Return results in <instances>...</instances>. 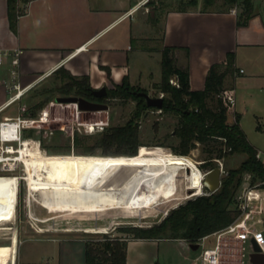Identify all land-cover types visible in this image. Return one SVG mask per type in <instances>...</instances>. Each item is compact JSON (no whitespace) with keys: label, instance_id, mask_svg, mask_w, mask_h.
<instances>
[{"label":"crops","instance_id":"obj_1","mask_svg":"<svg viewBox=\"0 0 264 264\" xmlns=\"http://www.w3.org/2000/svg\"><path fill=\"white\" fill-rule=\"evenodd\" d=\"M203 4L204 0L180 7L169 5L167 0H19L22 13L13 29L8 0H0V49L21 51L19 72L23 86L46 82L57 68L64 67L76 76H89L93 89L112 88L125 76L132 85L140 86L131 80L136 54L148 58L161 55L162 59V49L168 46L174 49L176 65L188 70L191 88L200 90L209 67L225 63L232 53L236 71L225 86L234 93L231 109L236 119L242 108L248 111L249 92L264 93V0H254L253 11L245 22L239 21L240 6L233 13L232 7L211 8L213 4L203 8ZM140 10L141 15H137ZM81 46L84 47L76 50ZM8 78L6 60L0 65V121L14 116L4 113L7 107L2 106L8 97ZM160 81H152L149 89ZM91 239L66 235L48 238L59 245L44 252L46 261L40 264H89L86 241ZM160 239L127 238V264H157L152 252L148 257L144 252L148 246L145 244H149L146 242L154 245ZM252 243L253 248H259ZM252 253L249 264H264V250ZM21 259L17 249L16 264H24ZM10 263L11 260L1 264Z\"/></svg>","mask_w":264,"mask_h":264},{"label":"rangeland","instance_id":"obj_2","mask_svg":"<svg viewBox=\"0 0 264 264\" xmlns=\"http://www.w3.org/2000/svg\"><path fill=\"white\" fill-rule=\"evenodd\" d=\"M158 1L160 2L161 0ZM167 1L169 5L176 7L190 6L186 3L188 0ZM198 1L200 3L202 0ZM208 7L209 6L203 4V8ZM211 8L225 9V6L222 4V0H217L214 7ZM141 13L142 10L137 12V15H141ZM160 59L161 55L148 58L145 54H136L134 61L136 65L134 69H131L132 83L140 84V87L144 88L151 96L161 95L157 84H154L155 86L149 89L152 81L161 79L162 65ZM63 81L64 80L59 77V74L53 75L51 78L47 79L46 82L32 87L21 100L16 101L3 112L16 115L21 104L29 107L33 103L43 101L46 97L45 95L39 94V92L44 87L60 86ZM240 93H238V99ZM69 95H75V93L71 92ZM60 96L65 95L59 90H55L49 94L48 98L50 100H45V104L41 108L48 109L49 120L42 123L33 132L30 130L27 133H32L34 135L33 140L38 141L40 147H42L47 156L128 158L139 154L180 155L174 153L171 148V145H177L179 143V139L173 134V129L178 124L179 119L178 116L172 113L161 112L159 109L149 108L142 110L138 116H134L137 111L136 100L132 98L109 97L104 101V103L108 105L106 110H82L77 115V110L79 109H77V105L74 103H58L56 97ZM248 98L249 102L246 104L248 106V111H245L244 108L239 111L241 113L239 124L250 143L258 151L260 160L264 162V93L259 90H254L248 93ZM209 104L215 107V100H210ZM41 109H38L35 115H38ZM130 118H133V121L138 124L139 128V139L142 145L138 148L137 154H102L99 148L95 150L93 154L83 152V145L93 143L95 137L98 136L101 131L93 133L85 132L84 127L79 124L80 121L104 120L109 122L107 126L109 127L124 125ZM234 121L233 110L229 109L228 122L232 123ZM76 136L80 137L81 140L78 146L74 142ZM216 145L217 143L212 141L209 147L216 149ZM206 146L208 145L204 143H196L189 153L184 155L197 162L202 172L206 170L202 164L209 155V152L205 150ZM213 153H215V151ZM245 157V153H237L221 159V165L216 161L217 165H220L223 169L221 177L228 169L237 166ZM23 167V164L19 163L15 171L16 174L23 175ZM0 174H9V172L0 170ZM244 179H250L249 174H245ZM19 184L18 200L14 213L7 216L5 220H0V264L10 262L15 236L18 237L17 249L19 259L22 258L21 260L24 264H40L41 261H46L44 252L55 247V245H59L58 243L49 241L48 238H58L64 235L72 239L90 237L96 240L99 238L103 239L104 235H108L107 237H130L132 235L123 233L119 228L126 226L146 227L158 224L172 209L178 207L188 199L196 195H201L203 192L205 193L207 191L206 188H203L202 193L182 199L180 202L167 208L163 207L156 215L146 214L143 215V217L134 215L135 217H133L131 215L121 214L111 216L110 214L104 217L84 218L75 213H67V211L52 212L47 210L40 202L29 195L27 184L24 180H20ZM1 200L2 199H0V204H2ZM31 214L36 218L31 217ZM259 218H264V214H256L254 216V226L261 231L264 238V222H259ZM42 219L47 220L42 221ZM215 241L216 237L210 236L206 243L210 246L214 245ZM146 243L149 244H145L148 246L145 248L146 252H144V254L148 257L149 252H152L156 258L157 264L200 263L199 256L202 252L203 245H200L197 249H193L189 246V242H184L176 238H162L155 242L154 245L150 244L151 242ZM243 245L244 255L242 257V264H249V258L253 252V243L251 239H248Z\"/></svg>","mask_w":264,"mask_h":264},{"label":"trees","instance_id":"obj_3","mask_svg":"<svg viewBox=\"0 0 264 264\" xmlns=\"http://www.w3.org/2000/svg\"><path fill=\"white\" fill-rule=\"evenodd\" d=\"M216 1L204 0V4L211 6ZM18 2L19 0H8L9 22L13 29L22 12ZM186 3L195 5L197 0H188ZM222 4L225 9H230L234 5L240 6L239 21L245 22L253 11L254 0H222ZM161 65V81L157 85L159 92L163 93L161 112L172 113L179 119L173 129V134L179 139V143L171 145L173 152L186 155L196 143L207 144L205 150L209 155L202 164L206 169L218 166L216 162L218 159H224L232 154L245 153L246 157L237 166L227 170L221 177V185L217 190L188 199L172 209L160 223L146 227H120L119 230L132 235L130 236L132 238H182L195 243L202 236L225 228L237 217L235 199L244 175L249 174L252 183L264 182V162L257 157L258 151L241 128L239 116L236 115L234 122H228L229 105L222 94L228 90L225 86L227 78L234 76L236 71L232 53L228 54L225 63H214L209 67L204 88L200 90L191 88L188 70L176 65L172 47H163ZM55 73L64 80L62 85L44 87L39 92L46 98L28 107L33 115L44 106L45 100H50L48 96L55 90L61 91L65 96L71 92L75 95H92L93 87L89 76H76L64 67L57 68ZM172 77L177 79L178 86L170 82ZM107 90L109 97L136 100L137 111L134 116H138L144 109L155 108L148 106L146 99L138 94L145 89L132 85L127 76L121 83L114 84ZM210 100H215V107L209 104ZM26 136L34 137L32 133ZM212 141L217 143L216 149L209 147ZM74 142L78 146L81 143L80 137L76 136ZM141 145L138 124L130 118L124 125L105 128L95 137L93 143L83 145V152L93 154L99 148L102 154L135 155ZM107 236L104 235L103 239L93 238L86 241L87 263L127 264L129 236Z\"/></svg>","mask_w":264,"mask_h":264},{"label":"bare ground","instance_id":"obj_4","mask_svg":"<svg viewBox=\"0 0 264 264\" xmlns=\"http://www.w3.org/2000/svg\"><path fill=\"white\" fill-rule=\"evenodd\" d=\"M19 151L17 160L6 165L12 169L21 162L23 175L0 174V220L14 213L20 179L27 184L29 195L47 210L84 218L156 215L163 207L203 192L202 171L197 162L184 155L47 156L38 141L26 138ZM17 244L15 236L13 259Z\"/></svg>","mask_w":264,"mask_h":264},{"label":"built area","instance_id":"obj_5","mask_svg":"<svg viewBox=\"0 0 264 264\" xmlns=\"http://www.w3.org/2000/svg\"><path fill=\"white\" fill-rule=\"evenodd\" d=\"M29 1L31 0H26L25 3ZM237 6L238 5H234L230 11L236 13ZM82 47L84 46H81L76 50H80ZM20 53V50L9 51L0 49V65H3L6 60L9 65V78L7 80L8 97L2 105L4 108L9 107L16 101L21 100L26 92H28L33 87L31 84L23 86L20 82ZM170 82L176 86L179 85L175 77H172ZM222 95L226 97L229 109H231L235 104V96L233 91L227 90L225 94ZM160 96H163V93H161ZM159 110L161 111V109ZM80 111L82 110H77V115L80 113ZM48 120L49 111L47 108L41 109L38 115H33L27 106L21 104L16 115L5 116L0 121L1 171L9 172V174L15 173L19 163L21 162H19L17 166L12 169L6 165V162H15L17 160L16 157L20 155L19 149L24 138H34L26 137L25 131L27 129L36 130L37 127ZM79 124L84 127L85 132L93 133L104 130L109 125V122L104 120H85L80 121ZM9 148H11V150H9ZM257 157L260 158L258 153ZM217 161L219 163L221 162L219 159ZM210 169H206L202 172V179H204L205 174ZM17 175L20 176V174ZM249 178L250 179L248 180L243 179V182L236 194L235 205L238 210L237 217L225 228L204 235L196 241L199 243V246L203 245L202 252L199 256V264H242V257L244 255L243 244L248 241V239H251L261 250H264V238L262 233L254 226V216L256 214H264V182L258 181L252 183L250 181V175ZM202 188H205L203 182ZM209 192L210 191L207 190L202 194H207ZM258 220L261 223L264 222V218H259ZM210 236H215L216 241L214 245L209 246L207 245L206 241ZM10 264H16L15 259H11Z\"/></svg>","mask_w":264,"mask_h":264},{"label":"water","instance_id":"obj_6","mask_svg":"<svg viewBox=\"0 0 264 264\" xmlns=\"http://www.w3.org/2000/svg\"><path fill=\"white\" fill-rule=\"evenodd\" d=\"M105 92V87H101L99 89H94L93 93L95 95H102L101 92ZM139 95L143 96L146 99V103L150 107H155L158 109H162L163 107V96H151L149 93L145 91L138 92ZM56 101L58 103H74L80 110H89V111H96V110H106L108 105L105 103H99L90 101L84 97L77 96V95H67V96H60L56 97ZM221 174L222 168L220 166H216L210 169L204 176L203 185L204 187L213 192L217 190L221 185ZM190 247L193 249H197L199 247V243H190ZM261 250L257 247L253 248L252 255L256 254V252H260Z\"/></svg>","mask_w":264,"mask_h":264},{"label":"flooded vegetation","instance_id":"obj_7","mask_svg":"<svg viewBox=\"0 0 264 264\" xmlns=\"http://www.w3.org/2000/svg\"><path fill=\"white\" fill-rule=\"evenodd\" d=\"M94 90V89H93ZM102 95L98 96V95H95L92 91V95L91 96H82V95H77V96H81V97H84L90 101H94V102H99V103H104V101L106 99L109 98L108 96V90H107V87H105V92L102 91L101 92ZM16 173V172H15Z\"/></svg>","mask_w":264,"mask_h":264}]
</instances>
